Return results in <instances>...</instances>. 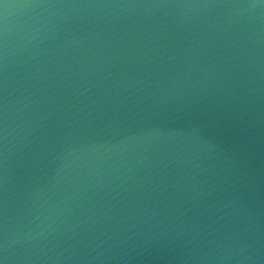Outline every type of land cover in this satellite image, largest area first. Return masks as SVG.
I'll return each mask as SVG.
<instances>
[{
    "label": "water",
    "instance_id": "1",
    "mask_svg": "<svg viewBox=\"0 0 264 264\" xmlns=\"http://www.w3.org/2000/svg\"><path fill=\"white\" fill-rule=\"evenodd\" d=\"M0 264H264V0H0Z\"/></svg>",
    "mask_w": 264,
    "mask_h": 264
}]
</instances>
